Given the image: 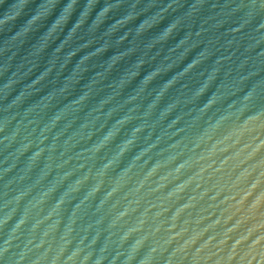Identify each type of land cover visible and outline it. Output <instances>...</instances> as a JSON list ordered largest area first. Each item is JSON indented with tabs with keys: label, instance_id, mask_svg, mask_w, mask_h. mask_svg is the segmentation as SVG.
I'll return each instance as SVG.
<instances>
[{
	"label": "water",
	"instance_id": "95a60500",
	"mask_svg": "<svg viewBox=\"0 0 264 264\" xmlns=\"http://www.w3.org/2000/svg\"><path fill=\"white\" fill-rule=\"evenodd\" d=\"M0 264H264V0H0Z\"/></svg>",
	"mask_w": 264,
	"mask_h": 264
}]
</instances>
